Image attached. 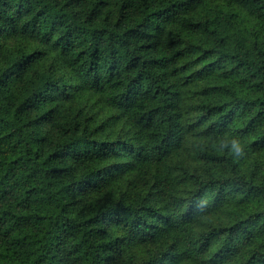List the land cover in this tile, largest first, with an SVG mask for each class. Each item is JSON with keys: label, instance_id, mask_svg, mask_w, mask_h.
I'll return each mask as SVG.
<instances>
[{"label": "trees", "instance_id": "16d2710c", "mask_svg": "<svg viewBox=\"0 0 264 264\" xmlns=\"http://www.w3.org/2000/svg\"><path fill=\"white\" fill-rule=\"evenodd\" d=\"M0 264H264V0H0Z\"/></svg>", "mask_w": 264, "mask_h": 264}, {"label": "clouds", "instance_id": "9594fccd", "mask_svg": "<svg viewBox=\"0 0 264 264\" xmlns=\"http://www.w3.org/2000/svg\"><path fill=\"white\" fill-rule=\"evenodd\" d=\"M223 147H227V144H223ZM231 151L233 153H235V155L237 157H240V156L244 155L243 147H242L240 141L237 140V139H232L231 140Z\"/></svg>", "mask_w": 264, "mask_h": 264}]
</instances>
